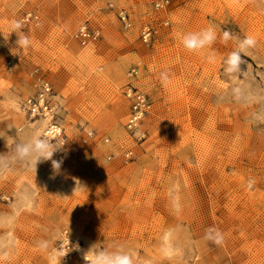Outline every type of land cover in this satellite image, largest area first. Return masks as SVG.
Here are the masks:
<instances>
[{"label": "rangeland", "instance_id": "obj_1", "mask_svg": "<svg viewBox=\"0 0 264 264\" xmlns=\"http://www.w3.org/2000/svg\"><path fill=\"white\" fill-rule=\"evenodd\" d=\"M86 25L98 34L83 45ZM208 27L210 46L183 47V34ZM224 31L257 41L232 74ZM45 82L67 146L52 157L59 172L51 160L0 171V215L15 216L0 227L13 238L0 264H86L90 247L113 241L150 264H264V119L252 115L264 99L231 95L239 85L264 98V0H0V154L38 128L21 106ZM130 89L152 102L135 133ZM25 188L32 201L18 208ZM213 227L220 244L204 238ZM169 228L179 251L165 256Z\"/></svg>", "mask_w": 264, "mask_h": 264}, {"label": "clouds", "instance_id": "obj_2", "mask_svg": "<svg viewBox=\"0 0 264 264\" xmlns=\"http://www.w3.org/2000/svg\"><path fill=\"white\" fill-rule=\"evenodd\" d=\"M217 39V33L214 28L208 27L199 31L187 32L182 35L181 42L183 47L190 52H199L202 49L210 46ZM222 42L227 43L229 40H235L236 46L224 60L226 73L232 74L239 71L241 63H243V54H248L250 49H253L257 41L253 35H245L243 38L233 36L230 32L224 31L222 34ZM19 49L29 47L31 40L27 35L21 34L17 41ZM209 60H214V56H209ZM161 82L167 84L170 82L169 73L162 71L160 73ZM232 97L240 103H251L254 100L264 99L253 95L242 86H234L231 89ZM14 103V102H13ZM253 119H264V109L252 114ZM23 131V129H21ZM63 144L52 143L46 136H44L40 129L33 130L25 139L18 140L14 143V147L9 153L0 154V171H5L10 168L13 163L20 162L29 170L35 169L37 164L42 161L51 160L52 168L55 172H59L61 162L52 160L54 153L62 147ZM17 206L23 208L28 206L33 198V192L25 188L17 194ZM15 221V216L0 215V227H10ZM59 231V229H57ZM176 228L167 229L160 243V252L165 256L174 255L179 251L176 245ZM206 240L212 241L216 244L223 242V233L217 228H209L206 230ZM13 244V238L10 233L0 235V248H8ZM50 246L49 240L37 241V247L41 250L47 251ZM57 255L56 250L50 253L51 258ZM84 259L86 264H150L149 261H139L137 253L126 248L123 243L113 241L107 247L93 245L86 252Z\"/></svg>", "mask_w": 264, "mask_h": 264}, {"label": "built area", "instance_id": "obj_3", "mask_svg": "<svg viewBox=\"0 0 264 264\" xmlns=\"http://www.w3.org/2000/svg\"><path fill=\"white\" fill-rule=\"evenodd\" d=\"M126 15L121 14V19L126 22ZM97 32L93 31L87 25L83 26L78 32V38L83 45H86L91 39L97 38ZM11 66V63H9ZM130 101V113L126 123V129L130 133H135L143 119L148 115L152 102L148 95L138 89H130L125 93ZM22 109L29 118L48 120L45 136L56 144H63L55 153L61 155L64 153L68 137L64 127L58 122L56 116L58 111V102L52 85L45 82L40 89L32 96L26 98L22 103Z\"/></svg>", "mask_w": 264, "mask_h": 264}, {"label": "bare ground", "instance_id": "obj_4", "mask_svg": "<svg viewBox=\"0 0 264 264\" xmlns=\"http://www.w3.org/2000/svg\"><path fill=\"white\" fill-rule=\"evenodd\" d=\"M38 128L40 129L42 134L45 136L46 127L48 126L49 121L44 119H38Z\"/></svg>", "mask_w": 264, "mask_h": 264}]
</instances>
